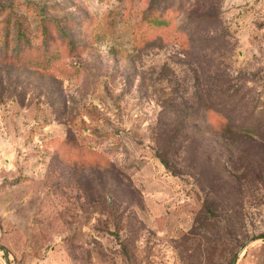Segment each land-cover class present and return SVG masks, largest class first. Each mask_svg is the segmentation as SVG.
Segmentation results:
<instances>
[{
    "label": "rangeland",
    "instance_id": "1",
    "mask_svg": "<svg viewBox=\"0 0 264 264\" xmlns=\"http://www.w3.org/2000/svg\"><path fill=\"white\" fill-rule=\"evenodd\" d=\"M0 8L88 26L50 70L0 65V264H264V0Z\"/></svg>",
    "mask_w": 264,
    "mask_h": 264
},
{
    "label": "trees",
    "instance_id": "2",
    "mask_svg": "<svg viewBox=\"0 0 264 264\" xmlns=\"http://www.w3.org/2000/svg\"><path fill=\"white\" fill-rule=\"evenodd\" d=\"M0 12H3V8H0ZM15 25H7L0 30V65L50 70L60 58L77 57L88 43L85 34L88 26L85 25H77L78 33L75 34L69 28L68 21L62 23L44 18L38 34L26 30L21 24ZM221 118L226 122L225 117L221 115ZM211 133L202 134L205 136ZM238 134L244 136L243 133ZM217 135L222 139L227 136L224 130ZM179 137V140H183L181 135Z\"/></svg>",
    "mask_w": 264,
    "mask_h": 264
}]
</instances>
